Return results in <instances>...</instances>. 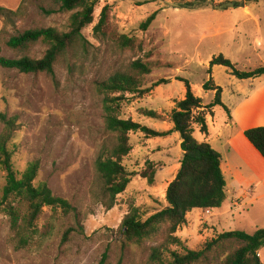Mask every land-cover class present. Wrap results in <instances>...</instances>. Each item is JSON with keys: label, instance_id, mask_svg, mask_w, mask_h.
<instances>
[{"label": "rangeland", "instance_id": "1", "mask_svg": "<svg viewBox=\"0 0 264 264\" xmlns=\"http://www.w3.org/2000/svg\"><path fill=\"white\" fill-rule=\"evenodd\" d=\"M186 2H191L193 8H182ZM105 6L106 40L99 43L93 27ZM40 7L52 8V0H25L17 18L7 22L0 18L2 57L19 58L6 42L24 31H69L70 12L46 15ZM155 12L154 21L142 30L140 25ZM258 15L264 29V0H99L93 23L82 32L90 44V54L74 75L58 63L55 86L46 74H22L0 67V114L5 117L0 120V143L4 141L12 151L13 169L22 172L37 162L39 169L33 185L46 183L54 196L75 209L63 213L58 208L44 207L32 227L26 228L19 219L17 227L12 228L4 210L6 204L0 206V264H149L153 248H160L162 258L167 259L170 251L183 254L186 247L201 250L222 232L240 230L252 234V227L243 217L233 220L229 214L215 231L205 211L193 210L175 234L180 245L167 243L163 225L152 238L135 244L123 242L120 227L127 214L137 209L138 219L145 220L166 206V188L181 156L180 140L178 134L154 139L141 133L130 134L133 150L124 166L134 176L116 197L114 206L106 209L94 170L96 155L108 136L103 118L104 95L96 83L133 61L145 64L149 73L140 78L138 87L148 92L142 96L126 94L119 118L161 132L170 123L175 102L184 96V86L177 78L186 79L194 91L202 92V85L210 77L217 86L228 89L234 78L227 68L213 66L208 73L213 57L221 55L239 71L262 64L264 51L254 40L260 33L253 20ZM261 33L263 40L264 32ZM122 36L131 39L133 45L119 46ZM46 49L45 44L37 43L28 55L40 59ZM156 83L159 85L154 86ZM200 98L209 105L214 95L205 92ZM145 111H153L159 118L150 119ZM215 116L220 124L228 121L222 107L215 108ZM193 138L205 142L198 130ZM151 171H155L153 184L142 176H149ZM4 175L0 169V201ZM25 206H21L22 214ZM249 218H256L253 209ZM218 220L213 218L217 223ZM239 245L235 240L222 241L197 264H220Z\"/></svg>", "mask_w": 264, "mask_h": 264}, {"label": "trees", "instance_id": "2", "mask_svg": "<svg viewBox=\"0 0 264 264\" xmlns=\"http://www.w3.org/2000/svg\"><path fill=\"white\" fill-rule=\"evenodd\" d=\"M24 1L16 10L0 8V18L11 21L17 18L23 10ZM99 0H52V8L40 7L46 15L70 12L68 32H59L54 28H39L27 30L11 37L6 45L19 53V58L8 59L0 55V67L16 70L22 74H46L55 86V66L63 63L70 75L80 70L90 54V44L83 36V30L94 21V10ZM217 7V6H215ZM107 8L103 7L97 23L93 27L95 38L104 43L105 26L107 22ZM182 8L191 9L193 4L186 2ZM156 12L149 15L140 25L146 30L156 17ZM37 43L47 46L40 59L31 58L28 53ZM121 47H131L133 41L126 36L118 40ZM208 73L213 66L227 68L237 79H252L264 75V65L250 71H239L221 55L213 57L209 63ZM149 73L148 67L141 61H133L118 69L106 80L96 83L97 90L103 97L104 128L108 135L103 141L94 161L96 177L102 188V205L111 209L116 197L122 194L131 182L133 173L124 166L133 150L130 143V134L141 133L147 139L165 138L174 133L179 134L181 156L177 162L178 169L165 192L166 206L153 212L145 220L138 219V211L134 209L127 214L121 223L120 234L123 242L135 244L143 239L154 237L164 226L169 245H180L175 236L177 230L186 222V215L193 210H216L221 208L225 201L226 182L221 171L220 155L207 143H199L193 138V133L208 134L207 115H212L215 107H222L228 114V109L221 102V88L214 84L210 77L202 85L204 91H214V99L209 105H204L200 97L193 92L186 79L177 78L184 86V98L175 102L170 113L172 129L157 131L142 126L131 120L119 118L121 102L126 94L142 96L148 90H140V78ZM156 83L154 86H158ZM145 116L158 119L153 111H145ZM0 120L5 117L0 114ZM246 140L264 159V126L247 129L243 132ZM12 151L6 143H0V169L5 173L4 186L0 206L6 204L12 228L17 227L19 219L30 228L37 220L44 207L60 209L63 213H70L75 209L64 199L56 197L46 183L33 185L38 173V163H30L22 172L13 169L11 160ZM143 174L150 184H153L154 173ZM16 204L13 206L12 204ZM26 205V206H25ZM21 206L26 207L22 214ZM235 240L239 247L226 256L220 264H262L257 252L264 247V229H258L252 234L242 231L222 232L204 244L201 250L184 248V253L170 251L168 258H162V250L153 248L150 253L149 264H197L204 260L206 254L222 241ZM163 249V247H162Z\"/></svg>", "mask_w": 264, "mask_h": 264}, {"label": "crops", "instance_id": "3", "mask_svg": "<svg viewBox=\"0 0 264 264\" xmlns=\"http://www.w3.org/2000/svg\"><path fill=\"white\" fill-rule=\"evenodd\" d=\"M21 2L22 0H0V8L16 10ZM244 12L247 15L249 13L246 8H244ZM253 20L258 24L260 32L259 36L254 39L256 46L264 51V39L262 40L261 33L264 32V29H261L259 25V15L255 16ZM1 27L0 22V29ZM263 65L264 61L259 66ZM234 66L236 67V65ZM250 70L253 69L244 71ZM231 76L234 80L229 83L228 89L220 87L221 102L228 109V121H223L220 124L215 120V107L212 110V115L206 116L208 134L201 133L205 139L204 143L209 144L220 155V167L226 182L224 203L219 209H209L206 218L213 229L217 231L218 226L222 223L221 220L225 216L231 214L233 220L234 218L243 217L255 232L258 229H264V159L246 140L243 132L247 129L264 126V75L243 80ZM191 88L198 97L205 92L215 95L214 91H204L202 89L201 92L198 89L194 91L192 86ZM172 126V123H169L161 131H168L172 129ZM177 134L172 135L177 136ZM177 138H179V134ZM226 175H228V179ZM249 208L253 209L256 216L254 220L256 219V221L251 218L247 219L251 210ZM200 211L204 212V210ZM213 218H219V223L213 221ZM257 254L261 263L264 264V247L259 249Z\"/></svg>", "mask_w": 264, "mask_h": 264}, {"label": "built area", "instance_id": "4", "mask_svg": "<svg viewBox=\"0 0 264 264\" xmlns=\"http://www.w3.org/2000/svg\"><path fill=\"white\" fill-rule=\"evenodd\" d=\"M205 213H206V214H209V209L205 210Z\"/></svg>", "mask_w": 264, "mask_h": 264}, {"label": "water", "instance_id": "5", "mask_svg": "<svg viewBox=\"0 0 264 264\" xmlns=\"http://www.w3.org/2000/svg\"><path fill=\"white\" fill-rule=\"evenodd\" d=\"M241 5H243V3Z\"/></svg>", "mask_w": 264, "mask_h": 264}]
</instances>
